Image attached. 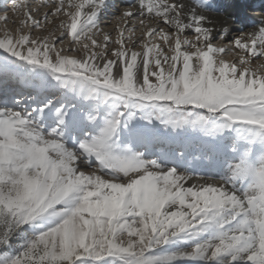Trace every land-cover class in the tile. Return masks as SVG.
<instances>
[{
	"label": "snow or ice",
	"instance_id": "6c2138e0",
	"mask_svg": "<svg viewBox=\"0 0 264 264\" xmlns=\"http://www.w3.org/2000/svg\"><path fill=\"white\" fill-rule=\"evenodd\" d=\"M9 3L0 264H264V13L224 43L209 0H135L110 31L105 0Z\"/></svg>",
	"mask_w": 264,
	"mask_h": 264
},
{
	"label": "bare ground",
	"instance_id": "6f19581e",
	"mask_svg": "<svg viewBox=\"0 0 264 264\" xmlns=\"http://www.w3.org/2000/svg\"><path fill=\"white\" fill-rule=\"evenodd\" d=\"M260 1H263L260 8L253 10L251 9L253 4L252 2L244 6L240 5L238 0H209L213 12L222 13L230 22L228 25H226L228 27V34L225 35L224 43H227L231 36L250 31L253 27L259 24L261 14L264 13V0ZM134 2L135 0H105V5L99 15V23L101 28L106 31H110L115 18L121 14L123 9L129 7ZM30 3L32 4V7L35 8L42 5V0H30ZM7 10L9 21L7 25H5L3 22H0V35H2V32L5 28L14 29L15 27L19 26L20 16L11 13L9 0H0V12ZM137 35H139V33H137ZM222 58L227 61L238 59L236 52L223 54ZM253 67H255V64H253ZM18 91L21 93L20 97L15 96L12 90H8L10 100L23 97V106L27 107L29 110L35 109L37 105H35V102L28 101L27 95H34L35 99L43 96L42 91H38L37 89L32 91L31 86L22 85ZM61 102L64 101L62 100ZM227 155L231 156L232 154ZM220 163L223 165L222 167L218 166L216 161H201L199 163V167L203 169V174L213 175L214 179L219 182L222 176L229 175L228 166L226 163H223L222 158Z\"/></svg>",
	"mask_w": 264,
	"mask_h": 264
},
{
	"label": "rangeland",
	"instance_id": "374dc122",
	"mask_svg": "<svg viewBox=\"0 0 264 264\" xmlns=\"http://www.w3.org/2000/svg\"><path fill=\"white\" fill-rule=\"evenodd\" d=\"M31 87H32V91H34V90H36V89H37L38 91H41V89H40L38 86H36V85H32ZM57 95H59V93H57ZM41 100H42V97H40V98H36V101H37V102H39V101H41ZM63 101H64V102H68V103H77V101H76L75 99H73L71 96H68V97L64 98ZM35 105H37V107H38V103L35 102ZM192 135H193V137H195V136H198L199 134H198V133H193ZM227 154H231L230 150L227 151ZM15 243H16V242L14 241V242H13V248L10 249V251H18V249L15 247ZM180 246L183 247V246H185V245L181 244ZM171 247H172V248H176L177 245L174 244V245H172Z\"/></svg>",
	"mask_w": 264,
	"mask_h": 264
}]
</instances>
